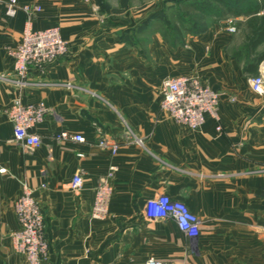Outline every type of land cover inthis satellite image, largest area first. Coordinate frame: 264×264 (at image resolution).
<instances>
[{
    "label": "crops",
    "instance_id": "obj_1",
    "mask_svg": "<svg viewBox=\"0 0 264 264\" xmlns=\"http://www.w3.org/2000/svg\"><path fill=\"white\" fill-rule=\"evenodd\" d=\"M18 1L41 7L33 29L59 28L69 50L44 72L31 69L24 89L0 79V264H29L13 242L25 185L44 212L47 264H264V100L249 85L259 70L233 56L237 34L227 30L229 19L246 18L182 33L174 44L162 16L173 12L169 0ZM26 23L22 11L8 17L0 0V77L15 79L9 49ZM177 77H196L221 95V131L212 117L193 130L161 112L164 83ZM17 99L48 109L34 130L38 148L15 138L8 110ZM64 132L85 141L60 139ZM102 140L119 145L117 153ZM111 166L109 215L93 219ZM79 173L84 185L75 192ZM161 195L201 219L199 238L173 220H150L149 203Z\"/></svg>",
    "mask_w": 264,
    "mask_h": 264
},
{
    "label": "built area",
    "instance_id": "obj_2",
    "mask_svg": "<svg viewBox=\"0 0 264 264\" xmlns=\"http://www.w3.org/2000/svg\"><path fill=\"white\" fill-rule=\"evenodd\" d=\"M41 7L24 5L18 0H6V15L16 17L20 11L27 15V23L21 43L16 48L9 49L15 63V79L2 76L0 79L10 81L20 89L30 85V70L35 68L44 72L56 64L68 53L69 46L59 28L34 30V16L41 12ZM227 30L236 33L233 19L228 20ZM252 91L264 100V61L259 66V73L249 79ZM221 95L209 85L202 83L196 77H177L165 81L163 99L160 110L169 119L185 124L193 130L201 129L208 117H212L220 125ZM48 109L44 103L25 104L17 99L9 108L8 116L13 125L15 138L26 148L32 150L42 144L41 137L34 132L35 128L44 122ZM60 139H72L83 143L82 135L61 133ZM132 141L143 145L144 141L136 135H131ZM101 147H110L117 153L119 145L102 140ZM4 172V171H3ZM116 167L111 166L107 175L101 179L95 194L92 210L93 219H105L109 215L110 203L113 196L112 181ZM84 180L82 174H77L70 184V189L78 192L82 189ZM35 190L25 185L22 196L15 203V213L20 225L19 231L13 235L15 250L26 256L29 264H47L49 243L45 234L44 212L34 196ZM148 216L152 221L173 220L179 229L189 238L201 236V219L181 201L174 200L168 195H161L152 200L148 206ZM146 264H168L156 259H149Z\"/></svg>",
    "mask_w": 264,
    "mask_h": 264
},
{
    "label": "trees",
    "instance_id": "obj_3",
    "mask_svg": "<svg viewBox=\"0 0 264 264\" xmlns=\"http://www.w3.org/2000/svg\"><path fill=\"white\" fill-rule=\"evenodd\" d=\"M169 0L174 3L171 16L165 12L164 23L166 34L172 43L182 42L181 34H200L212 25V19H235L245 17L239 27H245L244 46L234 51V57L244 63L252 74H257L260 64L264 61V0ZM182 6H185L184 8ZM185 9V10H184ZM176 16V21L171 18ZM214 22V21H213ZM236 25V24H235Z\"/></svg>",
    "mask_w": 264,
    "mask_h": 264
},
{
    "label": "rangeland",
    "instance_id": "obj_4",
    "mask_svg": "<svg viewBox=\"0 0 264 264\" xmlns=\"http://www.w3.org/2000/svg\"><path fill=\"white\" fill-rule=\"evenodd\" d=\"M171 18L173 19V21H176V16L175 15H172ZM211 19H212V25L213 26L216 25V24H221V22L224 21V19H218L217 21L216 20H213L214 18H211ZM239 21L240 20H238L237 22H235L236 29H237V32H236L237 35H236L235 44H234L236 46V48H238V49L239 48H243V46H244V36H245V31H246L244 29L245 27H243L242 24L239 27V24H240ZM261 49L264 50V46Z\"/></svg>",
    "mask_w": 264,
    "mask_h": 264
}]
</instances>
